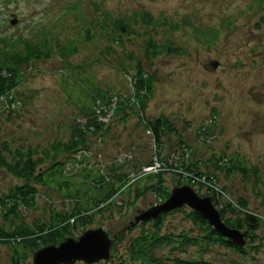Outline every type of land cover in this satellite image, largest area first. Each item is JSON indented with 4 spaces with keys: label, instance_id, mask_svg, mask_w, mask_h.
I'll use <instances>...</instances> for the list:
<instances>
[{
    "label": "rangeland",
    "instance_id": "1",
    "mask_svg": "<svg viewBox=\"0 0 264 264\" xmlns=\"http://www.w3.org/2000/svg\"><path fill=\"white\" fill-rule=\"evenodd\" d=\"M10 42L22 56L28 51L35 58L9 65L18 78L14 104L0 111L1 160L8 163L16 150L29 149L50 170L63 164L62 146L77 125L85 128L90 113L100 130L87 126L84 147L65 162L61 178L56 167L54 178L48 174L34 186V209L0 216L2 229L49 228L55 214H72L75 198L104 197L107 188L91 186L96 175L108 184L125 174L126 189L116 196L121 209L78 222L65 237L101 230L115 251L96 264H131L128 243L147 227L133 219L159 205L162 191L177 188L170 175L174 162L194 165L205 190L223 193L220 204L241 200L264 218V0H0V49ZM138 71L151 85L143 121L131 101L129 80ZM155 120L163 122L158 147L144 126ZM222 160L227 164L215 169ZM176 173L182 179L187 174ZM159 174L157 196L150 187ZM56 182L66 183L71 195ZM20 185L0 166V197ZM183 212L166 216L162 232L195 235ZM173 246L157 252L162 264H264V230L255 232L243 255L217 246L183 252ZM31 257L27 247L0 244V264H31Z\"/></svg>",
    "mask_w": 264,
    "mask_h": 264
},
{
    "label": "trees",
    "instance_id": "2",
    "mask_svg": "<svg viewBox=\"0 0 264 264\" xmlns=\"http://www.w3.org/2000/svg\"><path fill=\"white\" fill-rule=\"evenodd\" d=\"M12 41L14 42L16 41V39H13ZM13 42L8 43V49H6L5 44L2 43L3 47L0 49L2 56L0 62V105H2V103L6 105L4 108L1 107L0 111L2 112L8 110L10 106L14 104L15 99L13 93L16 86V79L18 77L15 69L9 65L26 64L32 58H35L33 55L29 54L28 51L26 56H22L21 54H19L14 48L15 43ZM23 45L28 46L27 48L31 46L28 42L25 41L23 42ZM129 81L131 89V101L137 102V117L141 121H143L146 103L151 96V85L149 82V78L148 76L143 77V75L138 71L134 78H130ZM115 114L116 113L114 112L113 117ZM90 115L91 113L89 114L88 120H86L85 128H83V126L81 127V125H77L73 130L68 143L62 146L61 151L64 153L65 161L63 162V164H60L58 166L56 165L53 168L55 164H58L54 163L52 165L53 170L52 168L48 170L47 167H44L42 169L41 167L44 163L43 158H37L36 153H33L29 149H27L26 151L16 150L14 155L9 156L10 160L8 163L0 159V166L3 167L12 178L22 182V185L15 186L8 192V194L0 197V216H2V219H6L8 218V216H14L15 218L17 216H21V212H19L18 210L19 208H21L22 211L25 212L27 210L34 209V200L36 197L34 186L43 184L44 179H46L49 175H53L54 178V169L56 167H60V177L58 178H61V169L63 165H65V162L69 161L71 158H75L78 155V151L84 147V141L82 140V138L84 136V133L88 132L87 126L92 125L94 131L100 130V126L95 123ZM161 125H163V122L161 124L160 120H155L154 124L148 122L144 123L147 131L151 133L153 142L156 144V147H158L160 143L159 138L161 137ZM155 157L157 158V160L161 161L158 156ZM187 163L188 162H174L175 165H170L171 167L173 166V170L170 172V175L176 178L175 187L178 188L180 186L186 185L190 187L197 195L199 192L198 190H203L205 193L203 194V197L210 200L213 208L217 210L221 222L227 228L235 230L240 234H244V245L238 246L233 244L231 240L220 237L207 225V223L200 217L199 214L194 213L188 209L187 212H183L182 208L184 207L171 211L167 214H162L155 219L147 221L137 220V217L139 215L138 213L133 219V225H138V227L147 225V227L146 229L142 230L136 237L132 238L128 243L127 254L128 261L131 262V264H162L159 257L157 256V252L161 248L169 244H176L177 246L173 247L177 250L179 249V251L181 252H183L184 249L189 246H200L204 249L214 248L217 246L228 249L238 255H243L245 253V246L248 248L252 247L250 246V244L254 239L255 232L257 230H264V218H261L260 216L247 211L244 201L239 200L236 204H234V202H232L231 200H227V202H221L220 204L217 196L222 195L223 193L221 194V192L217 189L219 194H216L212 186H210V190H205V184L199 180L200 176H198L199 174H201V172L192 164V166H187L189 165ZM216 163L217 164L214 167L215 169H220L225 166V164H227L226 160L218 162L216 161ZM229 170L230 169L227 168V171ZM177 171L187 173L185 175V179H182L181 174L176 173ZM125 177V174H117L115 180L111 182L110 179H108V181L110 182L107 184L106 182H104L106 180H104L101 175H96V177L92 179L90 183L91 186L97 190L107 188V192L103 198L91 201H89L90 199L88 200L87 198L83 200L75 198L74 200L76 202L74 200L72 201L75 205V209L72 214H55V217L53 218L55 220L49 225V228L45 227L42 224H39L34 225L31 229L21 226L15 228L11 232H8L0 227V244H5L8 246L21 245L23 247H27L30 250L31 255L38 251V248L57 245L58 243L66 239L65 236L68 235L69 230L73 229L78 222H92L97 217L100 218V215L109 213L113 208L121 209L122 204L116 199V196L119 191L124 188L126 189L127 180L125 179ZM150 178L151 176L145 177V179ZM156 178V185L150 188L155 191L156 195L158 196L161 191L160 185L162 184L161 174L156 176ZM207 178L208 179L206 180V183L212 181V183L216 185L217 181L215 178ZM55 184L56 187L63 188L62 190L66 191V195H71L70 192L66 190V183L59 184V182H56ZM129 188L130 187H128L127 189ZM75 195H77V193ZM167 197L168 193L162 191V194H160L158 197V204L164 202ZM222 197L227 198L224 195ZM83 201H85V204L82 205L81 203ZM179 211L185 214V217L189 220L190 225L197 230L195 235L191 237H187L183 234L174 236L162 232L165 217ZM54 223H56L57 225H55ZM103 235L107 238L104 233ZM252 249L257 252L259 248L254 247ZM114 251V242L111 241L109 259H111V257L113 256L112 254ZM187 263L207 264L204 261H190Z\"/></svg>",
    "mask_w": 264,
    "mask_h": 264
},
{
    "label": "water",
    "instance_id": "3",
    "mask_svg": "<svg viewBox=\"0 0 264 264\" xmlns=\"http://www.w3.org/2000/svg\"><path fill=\"white\" fill-rule=\"evenodd\" d=\"M216 64H213V69ZM182 207L197 213L207 225L220 237L232 241L238 246L244 245L243 235L227 228L208 198L199 197L190 187L180 186L168 194L164 202L139 213L137 220L147 221L167 214ZM111 241L101 230L87 231L76 240L64 239L57 245L36 251L31 257V264H96L109 259Z\"/></svg>",
    "mask_w": 264,
    "mask_h": 264
},
{
    "label": "built area",
    "instance_id": "4",
    "mask_svg": "<svg viewBox=\"0 0 264 264\" xmlns=\"http://www.w3.org/2000/svg\"><path fill=\"white\" fill-rule=\"evenodd\" d=\"M146 170H150V168H146Z\"/></svg>",
    "mask_w": 264,
    "mask_h": 264
}]
</instances>
